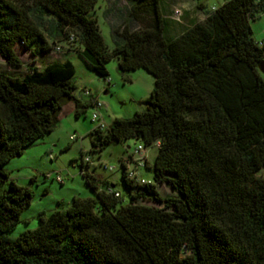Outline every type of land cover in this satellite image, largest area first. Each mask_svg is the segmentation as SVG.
I'll list each match as a JSON object with an SVG mask.
<instances>
[{
	"label": "trees",
	"instance_id": "trees-1",
	"mask_svg": "<svg viewBox=\"0 0 264 264\" xmlns=\"http://www.w3.org/2000/svg\"><path fill=\"white\" fill-rule=\"evenodd\" d=\"M98 1L0 0V55L14 69H0V184L9 183L0 191V264H264V44L251 27L264 0H225L179 32L163 0H128L113 47L93 15ZM17 44L34 58L24 73ZM63 44L105 79L114 59L125 81L140 68L154 76L146 108L93 129L90 150L156 144L144 167L153 179L130 178L121 159L125 204L115 182L86 170L82 153L94 194L42 212L36 228L12 237L34 192L6 164L52 133L69 102L77 117L93 106L75 94L71 59L35 64ZM163 184L180 195H163Z\"/></svg>",
	"mask_w": 264,
	"mask_h": 264
},
{
	"label": "rangeland",
	"instance_id": "rangeland-1",
	"mask_svg": "<svg viewBox=\"0 0 264 264\" xmlns=\"http://www.w3.org/2000/svg\"><path fill=\"white\" fill-rule=\"evenodd\" d=\"M225 0H163V12L169 20L174 32H179L183 27L202 21L207 12L218 7ZM130 5L128 0H99L93 15L98 19L106 43L114 46L112 28L122 24L129 18ZM143 25V20L134 21V26ZM254 38L264 44V14L251 22ZM76 45V44H75ZM76 46L63 44L61 50H54L48 57L40 58L35 64L42 67L51 61H64L70 58L76 67L74 75L77 88L83 94L85 89H90L93 95L104 103L100 109L105 122L109 125L116 118L131 117L137 111L146 108L145 101L155 85L154 76L147 70L140 68L129 73L130 81H125L117 70L118 61L111 60L107 63L109 77L107 79L98 75L77 53ZM20 57L26 65L19 68V73L26 72L28 66L33 64L29 55L21 54L23 50L18 47ZM71 50L73 55H71ZM22 59V58H21ZM0 69L13 72L0 55ZM264 79V71H261ZM108 92L105 93V89ZM91 97L84 95V99ZM94 107L90 106L86 114L76 117H65L66 125L58 124L54 132L47 134L28 147L22 155L13 158L6 164L11 173V178L20 185L30 187L33 192L31 204L21 214V222L10 232L12 237H17L26 229H33L39 225V215L45 212L49 215L57 208L68 207L74 197H88L94 194L87 185L81 173V157H91V165L86 170L95 175L108 177L116 183V189L122 193L123 203H128L129 194L121 180V159L133 153L138 144H143L136 139H127L108 146L101 152H90L95 136L91 134L96 123L92 121ZM76 134L77 139L72 140L71 135ZM144 145V144H143ZM130 146V147H129ZM158 152V146H147L144 155L151 165ZM107 166V167H106ZM114 166L115 170H111ZM140 171V170H139ZM144 176L153 179V170L144 168ZM58 176L63 181L58 180ZM9 188V183H1L0 191ZM163 195L179 192L171 185H159ZM149 203L148 201H144Z\"/></svg>",
	"mask_w": 264,
	"mask_h": 264
},
{
	"label": "built area",
	"instance_id": "built-area-1",
	"mask_svg": "<svg viewBox=\"0 0 264 264\" xmlns=\"http://www.w3.org/2000/svg\"><path fill=\"white\" fill-rule=\"evenodd\" d=\"M56 50H61L60 46L56 47ZM85 94L89 96H93L92 91L90 89H85ZM103 105L104 103L99 98L93 99L94 111L92 113V121L96 123L94 129L97 130H104L108 127V124L105 122L104 117L100 110L103 107ZM71 139L76 140L77 135L76 134L71 135ZM145 149L146 146L140 143L136 146L134 152L130 153V155L124 159L125 163L128 166L129 177L135 179L137 182L141 184H146L148 182H151L147 178L142 177L139 171L140 169H143L145 167L147 162V157L144 155ZM85 160L87 162H90L91 157H87ZM110 169L115 170V167L110 166ZM58 180L63 181V178L61 176H58ZM116 195L119 194L117 193Z\"/></svg>",
	"mask_w": 264,
	"mask_h": 264
},
{
	"label": "crops",
	"instance_id": "crops-1",
	"mask_svg": "<svg viewBox=\"0 0 264 264\" xmlns=\"http://www.w3.org/2000/svg\"><path fill=\"white\" fill-rule=\"evenodd\" d=\"M18 47L21 49V50H23V52L21 53V54H25V55H29L28 57H30V60L31 61H33V56L31 55V53H30V51L28 50V49H26V47H24V46H22V44H17L16 45V49H17V52L20 54V52H19V50H18ZM68 51H71V50H68ZM72 52V51H71ZM73 53L74 52H72L71 53V55H73ZM77 53V52H76ZM78 54V53H77ZM21 58H22V60H23V57L21 56ZM67 59H70V58H67ZM23 62L25 63V61L23 60ZM52 62V61H51ZM39 66V65H38ZM77 85V84H76ZM108 92V89L106 88L105 89V93H107ZM75 94H76V96L80 99V100H82L83 102H91L93 99H95V98H98V96L99 95H93V96H91V97H88L87 99L85 98H83L84 97V95L85 94H83L80 90H78V88H77V90H76V92H75ZM73 115H75L76 116V105H75V103L73 102V101H71V102H69L68 104H66L65 105V107H64V109H63V111L61 112V114H60V116H59V121H58V124H62V125H66V120H65V117H68V116H73ZM77 117V116H76ZM58 124H57V126H58ZM57 128V127H56ZM55 128V129H56ZM55 131V130H54ZM53 131V132H54ZM43 139V138H42ZM130 147V146H129ZM122 159H125L124 157L122 158ZM147 162H149L148 161V158H147ZM90 165H91V163H90ZM141 171H143V170H141ZM112 181V180H111ZM114 182V181H113Z\"/></svg>",
	"mask_w": 264,
	"mask_h": 264
},
{
	"label": "water",
	"instance_id": "water-1",
	"mask_svg": "<svg viewBox=\"0 0 264 264\" xmlns=\"http://www.w3.org/2000/svg\"><path fill=\"white\" fill-rule=\"evenodd\" d=\"M262 71H264V62H263V64H262Z\"/></svg>",
	"mask_w": 264,
	"mask_h": 264
}]
</instances>
